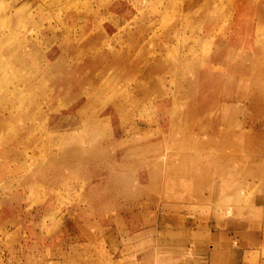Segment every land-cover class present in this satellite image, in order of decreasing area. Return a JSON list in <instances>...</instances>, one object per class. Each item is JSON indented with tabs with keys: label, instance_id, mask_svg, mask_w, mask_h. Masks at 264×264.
Masks as SVG:
<instances>
[{
	"label": "rangeland",
	"instance_id": "1",
	"mask_svg": "<svg viewBox=\"0 0 264 264\" xmlns=\"http://www.w3.org/2000/svg\"><path fill=\"white\" fill-rule=\"evenodd\" d=\"M0 95V264H217L264 224V0H0Z\"/></svg>",
	"mask_w": 264,
	"mask_h": 264
},
{
	"label": "crops",
	"instance_id": "2",
	"mask_svg": "<svg viewBox=\"0 0 264 264\" xmlns=\"http://www.w3.org/2000/svg\"><path fill=\"white\" fill-rule=\"evenodd\" d=\"M208 232L215 240L214 253L202 256L204 261L217 264H264V224L250 228L222 225ZM211 234V235H210ZM255 255V260L251 256Z\"/></svg>",
	"mask_w": 264,
	"mask_h": 264
},
{
	"label": "bare ground",
	"instance_id": "3",
	"mask_svg": "<svg viewBox=\"0 0 264 264\" xmlns=\"http://www.w3.org/2000/svg\"><path fill=\"white\" fill-rule=\"evenodd\" d=\"M21 57V56H20ZM20 57H18V58H20ZM9 72V71H8ZM55 74V73H54ZM34 84V83H33ZM35 87V86H34ZM8 89V88H7ZM1 96V95H0ZM24 110V109H23ZM40 111V110H39Z\"/></svg>",
	"mask_w": 264,
	"mask_h": 264
}]
</instances>
